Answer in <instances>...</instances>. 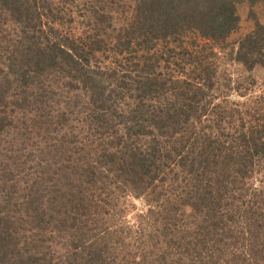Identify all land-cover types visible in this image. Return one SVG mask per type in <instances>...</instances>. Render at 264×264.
<instances>
[{"label": "trees", "instance_id": "1", "mask_svg": "<svg viewBox=\"0 0 264 264\" xmlns=\"http://www.w3.org/2000/svg\"><path fill=\"white\" fill-rule=\"evenodd\" d=\"M259 3L0 0V264H264Z\"/></svg>", "mask_w": 264, "mask_h": 264}, {"label": "rangeland", "instance_id": "2", "mask_svg": "<svg viewBox=\"0 0 264 264\" xmlns=\"http://www.w3.org/2000/svg\"><path fill=\"white\" fill-rule=\"evenodd\" d=\"M239 13L241 15V28L240 32L234 35V37L229 40L232 44L234 39L239 38L241 36L246 35L249 31L253 29L254 22L258 21L260 24L264 25V3L256 4L253 7H250L248 4L240 5ZM253 13V15H252ZM251 14V16L249 15ZM72 32H82V28L80 26H74V29ZM230 48L226 50V52L222 51L220 54L221 59L217 61L218 67L221 72H224L222 75L223 78L228 75L232 78V80L239 79L241 81L245 80L247 77V74H243L241 68L239 66H236L230 63L228 60L227 52ZM254 79L256 82L254 84L249 82L250 85H246L245 87L249 88L247 91L240 89L236 90L233 85V89L230 92L231 95H233V98H237L238 96H241L242 92H247L250 94H259L260 90H263L264 86V72H256L254 75ZM222 81V80H221ZM239 102H244L246 100V97H239ZM128 204V210L126 213V220L127 224L129 226H132L135 224V215L137 213H140L142 210L144 211L147 208V205H145L144 201L142 200H133L131 198L127 199ZM126 204V206H127ZM132 204V205H131Z\"/></svg>", "mask_w": 264, "mask_h": 264}]
</instances>
